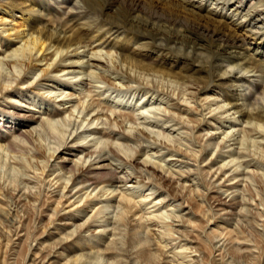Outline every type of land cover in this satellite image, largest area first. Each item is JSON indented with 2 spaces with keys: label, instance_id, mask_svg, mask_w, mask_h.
Returning a JSON list of instances; mask_svg holds the SVG:
<instances>
[{
  "label": "bare ground",
  "instance_id": "6f19581e",
  "mask_svg": "<svg viewBox=\"0 0 264 264\" xmlns=\"http://www.w3.org/2000/svg\"><path fill=\"white\" fill-rule=\"evenodd\" d=\"M80 1L82 2V6H75L74 10H71V13H69L65 19H61V21L58 19H49V22L46 20L50 28L48 27L45 29V24L41 23V26L38 25V22L42 21L41 18L33 16L30 19L26 13L21 11L22 8L19 10L22 2L16 3L12 0L11 3L7 4L8 2L0 0V50L6 44L4 43L6 40L12 46L11 49L7 48L0 51V55H2L0 56V103L4 101L11 106L22 109L27 108L28 111L34 113L38 112L35 111L36 109L25 107V105L19 106L17 105L18 101L13 100L16 98L17 94L21 93L25 85L26 88L37 90L38 93L41 91L40 94L44 98L50 100L54 97L53 101L57 106H54L55 109L52 116H54V114L58 115L63 113L64 116L67 117L68 122L72 120V122L79 121L77 125L81 127L87 121L90 122V124L95 123V125L98 124V120H101L99 123H102V117H104V120L108 123L107 127H88L86 129L83 128L79 132L77 131L78 127H76L72 131H69L68 134L61 135L62 137L58 143H54L53 146H48L43 140L42 132L53 131L54 127H52L51 121L42 123L41 127L38 128L37 126H32V122L28 120L33 119V115H22V118H27L25 120L14 118V114L9 116L8 119L0 118V160H7V163L13 164V168L17 166L18 169L20 168V170L23 171V173L19 171L23 174V177H21V174L20 176L18 175L20 177L19 183L14 181V176L12 177V187L10 186V183L12 184L11 178V182H6L8 183L7 185H5L6 183L4 181L0 182V228H6L5 233L7 232L5 243L1 242L0 234V257H2L0 258V264H9V258L14 254L12 249L15 241L12 239V234L9 236L10 232H12L11 229L14 228L13 235H17L18 237L16 239H19V231L25 228V211L23 214L16 208V211L14 210L15 212L13 210L11 211L12 203L6 198L8 194H14L13 197L16 198L14 201V203H16L15 206H18V204L22 202V195L32 200L31 210L33 209V213L36 216L43 215L45 210L49 211L47 215L49 216L47 218L48 223L41 228H50L51 224L54 228H58L57 220H59L62 215L68 216L65 220L67 223L64 222L62 225L68 226L70 221L79 218L85 211L92 212L89 217L78 224V232L75 234H66L64 237H60L56 243L50 244V247L54 251L52 256L59 259L55 264H88V262L84 261L85 259H82V254H76L72 257H69L68 254L63 256L66 249L71 248V246L74 249L77 247L83 248V244L86 243V241L89 248L95 249V252H98V250L104 251V254L92 256L94 259L93 264L99 261H103L102 264H124L120 259L122 257L125 259L130 258L129 264H132L131 259L133 261V258H139L150 264H192V258L194 257H191V253L197 251V249L181 244L179 243L180 241H178V244L168 247L171 245L168 239L171 241L176 240L172 230V221H182V225L184 221L190 223V225L192 223L190 220L183 218L182 215L175 214V211L185 202L188 208L192 206L189 201H191L192 204L195 202H198V204L201 203L203 200H201L200 197L202 198L203 194L199 193L198 182H190L188 185L192 187H185L186 184L183 185L181 183L180 189L178 188V190H175L174 183H177L179 179H182L185 183L186 181H193L195 175L189 179L190 175H187V172L185 173L183 170L175 171L169 166L163 165L161 163V158L157 155L155 158L158 160H153V154L161 152V146L164 144V147H162L166 148L165 155L167 157L181 156L182 158L184 156L187 157L188 154L195 162H201L205 159L207 148L210 146L211 141L209 140H213L214 138V133L209 132V129H219L226 125L228 126L225 127L226 130H224V133L222 132V143L219 145L220 148L228 147L232 144L229 142L234 140V131L239 129L237 128L238 126L240 129L242 128L243 132L246 134L245 141L247 143L253 142L254 144V137H262L261 139H264V88L261 92L256 91L259 95L254 98L252 108L244 110V108L242 109V105L235 102V92H233L234 89L232 88L234 84L232 83L233 81L245 79L247 75L241 73V75H239L238 73L240 71L232 74L230 69L224 70L221 75L216 74V71L221 68L220 64L217 65L219 62H225L227 66L231 68L237 60H241L242 67L245 68L247 72L254 71L255 68L262 66L264 60H260L259 57L264 54V0H148L150 3H159L177 12L189 13L191 18L182 20L178 18V16H169L168 19L163 20L161 23L160 16H157V12L153 11L147 16L149 20L146 18L142 19L144 21L139 20L138 23H136L138 25L137 31L144 34L145 32L143 31L146 30L147 27L153 28V26H158L159 29L155 28L150 30L152 33L146 32V34H149L155 41L160 38L164 40L165 44L157 43V45L164 47L165 50H170L172 45L179 44L190 47L193 53L197 54V51L204 50L206 46L209 45L211 58L209 61H206L205 65H199L203 72L206 73L201 77L204 82H200L199 79H192V75L185 74L183 71H162L154 66V64H149L148 61L144 59H130L123 57L122 54L116 56L113 55L114 53H112V50H106L104 53L101 52L103 49L97 48L101 45L92 46L93 42H91V37L89 39V35L92 31L88 28H84V26H82L83 23L79 22L84 16L81 9L84 8L83 12H85L87 9L92 8L90 2L93 0ZM137 6L136 0H131L127 3L124 11L125 13L126 11L132 12L137 9ZM29 20H33L34 22L27 24ZM115 22L116 21L112 23ZM147 22L150 26L147 25ZM157 23H161L160 25L164 27H160ZM223 25L234 26L237 33L230 34L223 32L221 30ZM247 37H250L252 41L247 40ZM92 38H95V35H93ZM253 43L256 44L255 46H257V48H255V51L251 54L248 53L239 56L236 52L233 53L231 50L245 44L253 45ZM260 45H262V52L258 51ZM143 48L144 46L141 47L142 50ZM85 57L86 60L84 63H86V65H83ZM3 65H6V67L8 66L10 71L3 73V71H1ZM85 67L88 68L89 75L92 74V76L96 78L95 82L101 79L118 90H122L119 88V85H117L121 84V87L129 91L132 89L129 82H134L137 83L139 93L140 91L143 92V97H146V95L150 93V95L154 94L156 99H165V102L168 103L170 107H168V105L165 106L166 119L163 123L175 121L174 123L176 125L181 124L182 127L187 128L186 130L190 129V131L195 130L196 132L206 129V133L197 138L199 142L203 140L204 136L208 138L207 143H204L199 150L201 154L200 158H198L196 151L189 149V147L188 149L187 147L182 148L179 146L180 144L171 145L170 142L169 144L161 140V144L159 145L158 138L151 134L152 130L149 131L146 126L140 125L141 122H136L137 119L141 118L142 111L137 110V117L131 113L129 114L121 111L119 113L115 111L110 114H108L107 111L103 113V111H101L102 109L96 108L100 106V99L96 97V99L93 98L91 102L87 101L88 103H85L86 99L84 100V97L77 98L75 92H73L75 88L74 84L71 85L70 80L63 81L57 77L59 74H74L73 77H75L76 69H83ZM35 71L41 72L36 82L30 80L31 76H29ZM107 72L113 74L114 77L120 74L121 77L119 78H126L125 82L120 79L116 82V79L108 76ZM157 73L163 76L175 77L176 79L182 77L184 88L177 92L175 90L167 92L157 88L159 86L153 79V77L158 75ZM149 76H151L150 79ZM87 78L89 79V77ZM101 80L99 83H101ZM45 85H48V88L42 92ZM255 85L256 84H254V86ZM59 86H64V88L62 87L63 90L69 88L74 89L70 91L66 90L67 92L60 89L61 91L57 93L56 89ZM221 90L224 91V98L221 97ZM219 97H221V99H219ZM246 98L247 96H245V99ZM72 101H77V104L73 105ZM69 102H72V104L68 105ZM212 105L215 106L212 107ZM228 105L229 107H226ZM35 107H38V109L41 108L40 105H35ZM123 107H129V102L128 105L127 102L124 103ZM205 110H208L207 113L210 114L209 118L205 117L207 114L204 112ZM43 113L44 112H41L39 115L41 121L44 119V117H41ZM194 113L200 115V117H196ZM237 113L239 114L235 115ZM188 114L192 116H188ZM25 122L27 124L24 125ZM128 122L131 125L126 126ZM20 123L23 124L19 125ZM212 123L216 126L213 127ZM145 125L147 124L145 123ZM202 127L203 129H201ZM162 128L163 127H161V129ZM5 129L12 131L11 136L13 137V135H15L18 139L15 140L16 138L14 139L11 138V136H7ZM132 130H134L133 133ZM163 132L162 130V134H164ZM95 133H102L114 139L108 143L107 152L110 153L109 157H105L106 153L101 148L96 150L97 144L102 143L100 139H95L92 145L96 147L94 146L93 151L86 153L83 159H73L66 156L68 153L65 152L70 149L74 152L79 148L85 149L92 146L79 143V140L81 138L86 139L84 136L88 137ZM154 133L159 136V132ZM248 137H253V139H249ZM131 141H137L139 145L131 146L128 144ZM143 141H146L150 145H142ZM262 145L259 151L261 158H252L245 161L247 170H244L245 167L239 169V161L236 163H233V161H235L237 157H246L249 153L246 154L244 151H241V154L238 155L237 153L239 152L235 150L229 151V149L227 151H221L220 149L216 154L213 152L215 156H211V163L208 165V168L213 167V164H217L221 160L223 162H221L212 173L211 171H206L205 177L209 173L211 174L210 177H215V180L212 182H210V179L207 180L208 182L203 188L211 192V190L215 188L217 180L223 179L221 185L227 187L224 191H228L229 189L237 187L238 182L241 181L239 184L244 182L245 178V184H243L252 195V199H255L251 187L247 184L246 180L254 178L261 189L264 185V177L262 173L259 172L260 166L264 164V143H262ZM60 153L62 154L59 156ZM95 153L96 155L94 156ZM70 155L72 154L70 153ZM138 156H143L142 158L140 157L141 161H137ZM2 157H4V159ZM112 160L115 163H113ZM135 164L144 168L141 172L146 171V174L150 173L154 175L160 185L162 184V187L167 186L170 191L168 195H171L170 199L167 201L164 200L165 202H163L160 200V197H157L158 195L150 198L155 191L141 193V187H148L151 183H148V181L146 183L144 181L145 177L141 178V172L137 174L138 172L132 169V166H135ZM6 166H8V164ZM249 166H253V168ZM135 167H137V165ZM13 168L12 170H14ZM174 175L177 176V181L173 180ZM148 178L149 176L147 179ZM34 180H36V182H34ZM226 181H231L232 183L225 185L224 182ZM22 182H34V184H38V192H31V190L25 186L21 187L20 183ZM113 182H118L122 185L111 186ZM69 183H71V185H69ZM127 183L134 185L126 186ZM200 185L203 186V183H200ZM26 188L29 189L27 193L25 192V190H27ZM89 188L91 189L90 191H88ZM148 189L151 191L153 188L151 187ZM16 190L17 192L15 194ZM214 192L217 193V189ZM41 194H43L44 197L42 200H40ZM39 200L40 202L35 206L34 203ZM113 201L117 203L118 205L116 206L120 208L117 211L116 220L111 223L106 216L108 215L110 207L114 206L112 203ZM176 201L180 202L174 203ZM215 201H218L220 205L226 204L220 199H215ZM49 205L51 206L50 208ZM255 205V208L260 209V205H264V199H258ZM153 207L156 208L151 209ZM111 210H113V208ZM221 210H224V208ZM9 214L11 215V219L8 217ZM189 214H191V211ZM32 215L33 214H31V216ZM84 215L81 216L80 219H82ZM259 215L261 217L264 216V211L260 210ZM22 217L23 220H21ZM169 218L171 219L170 221H168ZM208 222L213 225L216 224V226H214L216 228L214 232L217 234L214 235V238L222 235L223 231L226 230L223 237L227 235L232 241L237 240L240 243L242 241H248L246 237L242 235L243 230H236L235 228L227 230L229 223L226 219H218V217L217 219L210 218L207 223ZM32 227H37L35 221L30 225V228ZM109 227L110 229L108 233H106L105 231ZM7 228L11 229L7 231ZM18 228L20 229L17 230ZM90 228H95L93 231L95 234L102 232L93 235L92 237H96L97 240L91 243L89 242L91 238H88L89 236L85 234ZM140 228H145L147 231L146 233H148V238L143 240L145 241L144 244L138 233V229ZM125 229L127 236L124 237V239L118 238L117 235L122 234L121 231ZM44 231L45 233L47 231V234L49 233L48 230ZM107 234L108 236H106ZM165 236H167V239ZM104 238L109 239L112 245L110 244L105 248L104 246L100 248L102 244L100 245L99 241H102ZM32 240L33 239H31L29 243H26L28 252L31 249ZM35 240L36 239H34L33 242ZM246 242L244 244H247ZM41 243H39L40 246ZM141 243L143 245H141ZM175 243H177V241ZM119 244L120 246H117ZM137 244L141 245L138 249L136 247ZM135 247L136 250L132 251ZM7 248L8 253L6 255ZM60 249L61 251L58 252ZM36 250L38 252H33L34 259L32 258V264L41 257L40 251L42 248L38 247ZM208 250L210 253H213L214 247L209 244ZM2 252H4L3 256L1 255ZM132 254H134L135 257L133 256L131 258ZM249 254H240L239 256L245 259L248 258ZM118 257L120 258L118 259ZM44 258H46V256ZM207 258H210V264H216L213 257L208 256ZM61 260L62 262H60ZM40 262L41 260L36 264Z\"/></svg>",
  "mask_w": 264,
  "mask_h": 264
},
{
  "label": "rangeland",
  "instance_id": "374dc122",
  "mask_svg": "<svg viewBox=\"0 0 264 264\" xmlns=\"http://www.w3.org/2000/svg\"><path fill=\"white\" fill-rule=\"evenodd\" d=\"M2 1L8 2L7 4L12 2V0H2ZM14 1L16 3L22 2V5L19 7V10H20V8H22L21 11L26 13L27 16L30 17V19L33 16L41 18L42 21H39L38 25L41 26L42 24H45L46 25V26H44L45 29L48 27L50 28V26L47 24L46 20H48V22H49V19L50 20L51 19H55V20L58 19L59 21H61V19H65L69 15V13H71L70 12L71 10H74L75 6H82V4H81L82 2L80 0H14ZM130 1L131 0H93L92 2H90V5L92 8L87 9L85 12H83L84 8L81 9L82 14L84 16L79 20V22L83 23L82 26H84V28H88L90 31H92L89 35V39L91 37V40H92L91 42H93L92 46L101 45L97 48L98 49L102 48L103 50H101V52H103V53L106 50H112L113 51L112 53H114L113 55H116V56H119V54L120 55L122 54L123 57L130 58V59H137V58L144 59V60L148 61L149 64H154V66L158 67L160 70L165 71V72H167L168 70H173V71H178V72L183 71L185 74L192 75V79H199L200 82H204L203 79H201V77H202V75H205L206 73L203 72L202 68L199 65L200 64L205 65L206 61L210 60L211 52H210L209 45H207L204 50L197 51V54H194L193 50L190 47L182 46L179 44H174V45H172L170 50H165L164 47H160L159 45H157V43L165 44L164 40H162L160 38V39H157L155 41L152 39V37L149 34H146V32H150V30H153L155 28L159 29L158 26H153V28L147 27V29L143 31V32H145L144 34L137 31L138 25L136 23H138L139 20L146 19L148 14H151L153 11L157 12V16H160L161 23L163 22V20L168 19L169 16H171V17L172 16H175V17L178 16V18H181L182 20H187L188 18H191L189 13L177 12L175 10H171L170 7L169 8L164 7V6L160 5L159 3H157V4L156 3H150V1H148V0H136V2L138 4L137 9L133 10L132 12L126 11V13H125L124 9L126 8L127 3H129ZM119 20H120V22H119ZM147 20H149V18H147ZM114 21H116V22L112 23ZM142 21H144V20H142ZM31 22L33 23L34 21L29 20L27 24H31ZM161 23H157V24L160 25ZM34 25H35V23H34ZM147 25H149V23ZM151 27H152V25H151ZM160 27H164V26L160 25ZM221 30L223 32L230 33V34L237 33L236 28H234V26H232V25L231 26L230 25H225V26L223 25L221 27ZM150 33H152V32H150ZM188 34H191V33H188ZM93 35H95V38H92ZM247 40L252 41V39H250V37H247ZM4 43H6V44L2 47V49L0 51H3L4 49H7V48H10V49L12 48V46L10 45V43L7 42V40ZM255 45H256L255 43H253V45L245 44L241 47L233 48L231 50L233 53L236 52V54H238L239 56H242V55H245L248 53L251 54L252 52H254L255 48H257V46H255ZM142 46H144L143 50L141 49ZM189 50H190V52H189ZM258 51L262 52V45L259 46ZM0 56H2V55H0ZM259 59L264 60V54H263V56L259 57ZM85 60H86V57L84 58L83 63L85 62ZM241 63H242L241 60H237L236 63L230 68L227 66V63L219 62V63H217V65L220 64L221 68L216 71V74L221 75L224 70L230 69L232 74L240 71L238 73L239 75H241V74L247 75V77H245V79H243L241 81H238V80L233 81V83H232L235 85V86L234 85L232 86V88L234 89L233 92H235V99L237 100V101L235 100V102L242 105V109L244 108V110H246V109L252 108L254 98H256V96L259 95L258 92H261L264 88V66H263L264 62H262V66H259L258 68H255L254 71H249V72H247L245 70V68L242 67ZM83 65H86V63H84ZM85 68L76 69V72H75L76 76L75 77H73L74 74H67V75L66 74H63V75L59 74V76H57V77H59V79H61L63 81H69L70 80L71 85L74 84L75 89L69 88L66 90L70 91V90L74 89L75 91H73V92H75V95L77 96V98L84 97L83 99L84 100L86 99L85 103L91 102V100L93 98L96 99V97L98 99H100L101 100L100 106H98L96 108L102 109L101 111H103V113H105L107 111V113L110 114L111 112H114V111L116 113H119L121 111V112H127L129 114L131 113L132 115H135V117H137L138 111H142L141 118L137 119L136 122H141V124H140L141 126H146L149 131L152 130L151 134L155 135L158 138V144L159 145L161 144V140L162 141L164 140L167 143L170 142L171 145L172 144H175V145L180 144L179 146H181L182 148L187 147V149H188V147H189V149L196 151L198 158H200L201 154H200L199 150L201 149V146L204 143H207L208 138H206V136H204L203 140L200 142L198 141L197 138H199V137H201V135L205 134L206 129L198 130L196 132L195 130H193V131L192 130L190 131V129L186 130L187 128L182 127L181 124L176 125L174 123L175 121L163 123L166 119L165 118V114H166L165 106L168 105V103L165 102V99L164 100L156 99V96L154 94L150 95V93H148L146 95V97H143L142 96L143 92L140 91V93H139L137 83H134V82H129V85L132 86V89L130 90L131 92L129 90H126L124 87H121L120 86L121 84H117V85H119V88L122 89V90H118V89H115L112 86L108 85V83L106 81H102L101 79H99L98 81L95 82L96 78L94 76H92V74L89 75L88 68H86V69ZM82 70H85V71H82ZM1 71H3V73L9 72L10 68H8V66L6 67V65H3ZM242 71H244V72H242ZM157 74L159 76L157 75V76L153 77V79L157 82V85L159 86L157 88L162 89V90L167 91V92H172L173 90H175L177 92L178 90H181L184 88L182 77H178L176 79L175 77L160 75V73H157ZM40 75H41V72L35 71L33 74L29 75V76H31L30 80H33L34 82H36L39 79ZM80 75H81V78H80ZM107 75L113 79H116V82L118 81V79L125 82V79H126V78H122V79L119 78V77H121L120 74H118L119 76L117 75L114 77L113 74H110L109 72H107ZM87 77H89V79L91 78L90 79L91 81ZM150 78H151V76H149V79ZM92 80H94V81H92ZM100 80H101V83H99ZM248 81H250V82H248ZM79 82H81V83H79ZM254 84H256V85L254 86ZM258 86H259V88H258ZM44 87L45 88L42 89V92L44 90H47L48 85H45ZM62 87L64 88V86H61V87L59 86L58 88L56 87L57 88L56 92L58 93L61 90L64 91L65 89L63 90ZM171 88H173V89H171ZM219 89H222V88H219ZM32 90L33 89L26 88L24 85L22 90H21V93L17 94L16 98H14L13 100H15V101L17 100L18 101L17 105H19V106L25 105V107H30L31 109H36L35 111H38V112L34 113L32 111H28L27 108L22 109V108H18L16 106H11L8 103L3 101L2 103H0V118L8 119L9 116L14 114V118L20 119V120H25L27 118H22V115H26V116L33 115V119H28V120L30 122H32V124H31L32 126H37L38 128L41 127L42 123H44L46 121H51L52 127H54L53 131L52 132L51 131L50 132H46V131L42 132L43 140H44L46 145L48 144V146H53L54 143H58L60 138L62 137L61 135L68 134L69 131H72L76 127H78L77 131L79 132L83 128L86 129L88 127H95V126L98 128H101V127H107L108 126V123L106 120H104V117H102L103 118L102 123L104 122L103 124L99 123L101 120H98V122H97L98 124H96V125H95V123L90 124V122L87 121L81 127L80 125H77V123L79 121L72 122L73 120L71 119L72 121L68 122L67 117H65L63 113L58 114V115L54 114V116H52L54 113V109H55L54 106L56 105V103L53 101L54 97L49 100L48 98H44L40 94L41 91L38 93L37 90H33V91ZM223 90H221V92H220V94H222L221 95L222 98H224L223 93L225 91V90L224 91ZM215 91H217V90H215ZM256 91H258V92H256ZM244 95L247 96L246 99H245ZM248 95H249V97H248ZM221 97H219V99H221ZM166 98H168V97H166ZM72 102H73V105L77 104V101H72ZM72 102H69L68 105L72 104ZM126 102H127V105L129 102V107H127V108L123 107L124 103H126ZM225 102H228V101H225ZM263 103H264V99H263ZM28 104H31V105H28ZM35 105L36 106L40 105L41 108L38 109V107H35ZM195 106H196V104H195ZM214 106L215 105H212V107H214ZM168 107H170V106L168 105ZM226 107H229V105ZM207 111L208 110H205L204 112L207 113ZM41 112H44L43 115H41V117H44V119L42 121H41V118L39 116ZM238 114L239 113H237L235 115H238ZM189 115L192 116L191 114H188V116ZM194 115L196 117H200V115H197L195 113H194ZM209 115L210 114L207 113L205 117L209 118ZM145 123L147 125H145ZM22 124L23 123H20L19 125H22ZM25 124H27V123L25 122L24 125ZM149 124H152V125H149ZM128 125H131V124H129V122H128V124L126 126H128ZM170 125H172V126H170ZM212 126L215 127L216 125L212 123ZM227 126L228 125H226L225 127H227ZM161 127H163V128L161 129ZM225 127L223 126L219 129H209L210 130L209 132L214 133L213 134L214 138H213V140L212 139L209 140V141H211L210 146H208V148H207V154H205V159L201 162H198V161L195 162L192 157L188 156V154H187V157L184 156L182 158H181V156L167 157L165 155L166 148H163L164 144H162L163 147L161 146V152H159V153L157 152V153L153 154V156H154L152 158L153 160H155V161L158 160L157 158H155V156L157 155L159 158H161V163L163 165L169 166L171 169H173L175 171L183 170V171H185V173L187 172L188 173L187 175H190L189 179H191L195 175V177H194L195 179H193V181H186L185 183L182 179L181 180L179 179L180 181L179 180L177 181V178H176L177 176L174 175L173 180L177 181V183H174L175 190H178L181 183L183 185L186 184L185 187H188V186L192 187L191 185H188V184H190V182H193V183L198 182L199 183V185H198L199 186L198 187L199 193L203 194L202 198L200 197V199L203 200L201 203L198 204V202H195L194 204H192V202L189 201V203H191L192 206H191V208H190V206L188 208L187 203L185 202V203H183V205L179 209H177V211H175V214L182 215L183 218L190 220V222H192V223L190 225V223H187L186 221H184V224L182 225V221H176V220L172 221L173 222L172 230H173V234L175 235V236L174 235L173 236L176 238V240L171 241L168 239V241L171 242L170 243L171 245H169L168 247L176 245V244H178V241H180L179 243H181V244H185L188 247H193V249H197V251H194L195 253L194 252L191 253V257H194V258H192L193 259L192 264H210V260H209L210 258L208 259L207 258L208 256L213 257L216 261V264H264V216L261 217L259 215L260 210L264 211V205L263 206L260 205V207H259L260 209L255 208L256 207L255 203L258 202V199H264V185L262 186V189H263L262 190L260 185L256 182V180L254 178H249V179L246 178L247 179L246 182L251 187V191L254 194L255 199H252V195L248 192V190L246 189V186L244 185L245 184V178H244V182H242L241 184H239L241 181L238 182L237 187L229 189L228 191H224L227 187L221 185L223 182V179L217 180V182L215 183L216 186H215V188H213V190H211V192H209L205 188H203L204 185L207 184V182H208L207 180L210 179V182L215 180V177L214 178L210 177L211 174H209V173L205 177L206 171H209V172L211 171V173H212L215 170V168L221 162H223L221 160L217 164H213V167L208 168V165H210V163H211V156L212 157L215 156L213 152H215V154H216L217 151H219L220 149H221V151L222 150L227 151L229 149V151L235 150V151L239 152V153H237L238 155L241 154V151H244L246 154L249 153V155L246 157H243V158L239 157L241 159V161L238 157L236 158L235 161H233V163H236L239 161V165H240L239 169H242L243 167H245V164H246L245 161H248L252 158L260 157L259 151H260V148L263 146L262 143H264V139H261L262 137H254V141H255L254 144H253V142L247 143L245 141L246 134L243 132L242 128L240 129L239 126L237 127L239 129L234 131V140L229 142L232 144L228 147H221L220 148L219 145L222 143L221 142L222 132L224 133V130H226ZM201 129H203V127ZM162 130L164 131L163 132L164 134H162ZM133 131L134 130H132V133H133ZM11 132L12 131L5 129V133L9 137L12 135ZM154 132H156V133L159 132L158 133L159 136H157V134H155ZM167 134H169V135H167ZM155 136H153V137H155ZM168 136H169V138H168ZM84 137L86 139L81 138L79 140L80 141L79 143H84V145H87V146L92 145L93 142L95 141V139H97V140L100 139L102 141V143L97 144L96 150H99L101 148L106 153L105 157L110 156V153L107 152L108 143H110L111 140H114L113 138L106 136L102 133H95V134H92L91 136H88V137L84 136ZM11 138H14V139L16 138L15 140L18 139L17 137H15V135H13V137L11 136ZM164 138H166V139H164ZM248 138L253 139V137H248ZM128 144L131 146H136V145H139V142H137V141L132 142L131 141ZM147 144L150 145L146 141L142 142V145H147ZM94 146L95 145H92V146L85 148V149L79 148L78 150H76L74 152L70 149V150L66 151L65 153L69 154V155L68 154L66 155L69 158H73V159H76V158L81 159L82 158L83 159V157L85 156L86 153H89V152L94 150ZM70 153L72 155H70ZM61 154L62 153H60L59 156ZM237 154H236V156H237ZM0 155H1V153H0ZM95 155H96V153L94 154V156ZM92 157H93V155H92ZM138 157H137V161H141V158L143 156H138ZM2 158L4 159V157H2ZM3 161L0 160V182H3V181L5 183L8 181L11 182V179L14 176L13 177L14 181L19 183L20 182L19 176L21 174V177H23V174H22L23 171L20 170V168L18 169L17 166L15 167L16 169L13 168V164L7 163V160L6 161L3 160ZM240 162H241V164H240ZM113 163H115V162L113 161ZM7 164H8V166H6ZM198 164H199V166H198ZM136 165H137V167H135ZM250 165H252V164H250ZM135 166H132V169L137 171L138 172L137 174H139L141 172V170H144V168L140 167V165H138V164H135ZM249 167L253 168V166H249ZM12 168L14 170H12ZM190 169H193V170H190ZM244 170H247V168L245 167ZM19 171H21L22 173H20ZM259 172H261L263 177H264V164H263V166L262 165L260 166ZM141 174H142L141 178L145 177L144 181L146 183H147V181H148V183H151V185L148 187L147 186L141 187V189H142V190H140L141 193H150L152 191H155V193L152 194L150 196V198L158 195L157 197H160L161 198L160 200H162L163 202L170 199L171 195L170 196L168 195L170 191L168 190L167 186L162 187L161 186L162 184L160 185L157 178L154 175H151L150 173L146 174V171L141 172ZM197 174H199V175H197ZM148 176H149V178L147 179ZM13 179H12V184L10 183L11 187L13 186ZM201 179H202V181H201ZM34 182H36V180H34ZM34 182H31V183L22 182V183H20L21 184L20 186L21 187L22 186L28 187L31 190V192L32 191L38 192V189H37L38 184H34ZM200 183L201 184L203 183V186L200 185ZM229 183H232V182L231 181L224 182L225 185H227ZM7 184L8 183H6L5 185H7ZM69 185H71V183H69ZM114 185H122V184L118 183V182H113L111 186H114ZM127 185H134V184L127 183L126 186ZM151 187L153 189L150 191L148 188H151ZM90 188H92V187H90ZM90 188L88 191L91 190ZM29 189L25 190V192L27 193L29 191ZM216 189L218 191L217 193L214 192ZM16 192H17V190L15 191V194H16ZM13 196H14V194L13 195L8 194L6 198H8V200L11 201V203H12L11 211L12 210L16 211V209H17L18 211H21L20 212L21 214H23L25 211V215H24L25 216V218H24L25 219V221H24L25 228H22L19 231V237H20L19 239H16L18 237L17 235H13V232H14L13 229L14 228H12V229L7 228V231H8V229L12 230V232H10L9 236L12 234L11 235L12 239L15 241L13 249H12L14 254L10 256L9 261H8L9 264H32L31 263L32 258L34 259L33 252L34 251L38 252L36 250L38 247L42 248V250L40 251L41 257L38 258L34 264L38 263L39 260H41V262L39 264H53V263L55 264V263H57L59 261V259L52 256V253L54 251L50 247V244L56 243L60 237H64V235H66V234H71V233L75 234L76 232H78V230H79L78 224L82 223L87 217H89V215L92 214V212H90V211H85L84 213H82L79 216V218H77V219L75 218L74 221H70V224L68 226L62 225L64 222L67 223L65 220L68 217L67 215H62L59 218V220H57V227L58 228H54V226L52 224L50 225V228H41L42 226H44L48 223L47 218L49 216H47V215H48L49 211L45 210L43 215L36 216L33 213V209L31 210L32 200H29V198L22 195L21 196L22 202H20L18 204V206H15L16 203H14V201L16 198H14ZM42 199H44L43 194H41V196H40V200H42ZM215 199H220L222 202H225L226 204L220 205V204H218V201H215ZM40 200L36 201L34 203L35 206L38 205ZM17 202H18V199H17ZM177 202H180V201H176L174 203H177ZM112 203L114 204V206L110 207V209L108 210V215L106 216L108 221H111V223H112V221L114 222V220H116L117 211L120 208L119 206H116L118 204L114 203V201ZM227 205H229V206H227ZM50 207L51 206L49 205V208ZM112 208H113V210H111ZM155 208L156 207H153L151 209H155ZM223 208H224V210H221ZM65 210H67V209H65ZM190 211H191V214H189ZM31 214H33V215L31 216ZM83 215H84V217L82 219H80V217ZM10 216L11 215L9 214L8 215L9 219H11ZM217 217H218V219H224V220L226 219L228 221L229 225H228L227 230L232 229V228H235L236 230L237 229L243 230L242 235H244L246 237V239L248 240L247 242L245 241L247 244H244L245 243L244 241H242L243 244H242V242L240 243L237 240L232 241L227 235H225L223 237L226 230L223 231L222 235L214 238V235L217 234L214 232V230L216 229L214 226H216V224L213 225L210 222L207 223V221L210 218L217 219ZM21 220H23V217ZM170 220L171 219L169 218L168 221H170ZM33 221H35V224L37 225L36 228H33V227L30 228V225L33 223ZM19 229L20 228H18L17 230H19ZM109 229H110V227L107 228V230L105 232L108 233ZM121 229H124V228H121ZM5 230H6V228H0L1 242L2 243H5L6 239H7V237H6L7 232L5 233ZM44 230H48L49 233L47 234V231L45 233ZM94 230H95V228H90V230L85 232L86 236H89L88 238H91V240H89L90 243L97 240L96 237H92L93 235L102 233V232H99V233L95 234V233H93ZM139 231H141L142 233ZM105 232H103V233L106 234ZM125 232H126V229L121 231L122 234L117 235L118 238L124 239V237L127 236V233H125ZM146 232L147 231L145 228L144 229H142V228L138 229V233H139V236L141 237L143 244L145 243V241H143V240H145V238H148V233H146ZM143 235H144V237H143ZM106 236H108V234ZM165 237L167 239V236H165ZM31 239H33V240L36 239V240L34 242H33V240L31 241V243H32L31 249L28 252L26 243H29V241ZM176 241H177V243H175ZM39 243H41V246L39 245ZM99 243H100V245L102 244L100 248H103V246L105 248L111 244V241H109V239H107V238H104L102 241H99ZM142 243H141V245H143ZM209 244H211L214 247L213 253H210L208 250ZM141 245L137 244V246H136L137 249ZM87 246H88L87 241H86V243L83 244V248L77 247L76 249H74L71 246V248H68L64 251L63 256L68 254L69 257H72L76 254L77 255L82 254L83 255L82 259L83 260L85 259L84 261L88 262V264H93L94 259L92 256L96 255V254H104V251L102 252V250L101 251L98 250V252L100 251L98 253V252H95L96 251L95 249H90L89 246L88 247ZM117 246H120V244ZM245 246H247V247H245ZM8 247L12 248L11 246H8ZM123 247H125V246H123ZM136 247L133 248L132 251H135ZM3 250H4V248H3ZM171 250H172V248H171ZM60 251H61V249L58 250V252H60ZM186 251H188V250H186ZM7 253H8V248L6 251V255H7ZM249 253L251 254V256ZM3 254H4V252L1 253L2 256H3ZM168 254L171 255L170 253H168ZM240 254H244V255L249 254V255H248V258L243 259V257L241 258L239 256ZM56 255H58V254H56ZM45 256H46V258H44ZM133 256L135 257V255L132 254L131 258ZM8 257H9V255H8ZM0 258H2V257H0ZM119 258L120 257H118V259ZM120 259L124 262V264L130 263V258L125 259L124 257H122ZM60 262H62V260ZM102 262L99 261L98 263H94V264H102ZM131 263L132 264H150L149 262H146V261L141 260L139 258H133V261L131 259ZM189 263H191V262H189Z\"/></svg>",
  "mask_w": 264,
  "mask_h": 264
}]
</instances>
